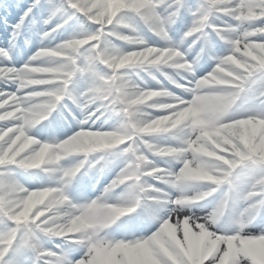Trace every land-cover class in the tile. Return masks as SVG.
Wrapping results in <instances>:
<instances>
[{
  "label": "snow or ice",
  "instance_id": "snow-or-ice-1",
  "mask_svg": "<svg viewBox=\"0 0 264 264\" xmlns=\"http://www.w3.org/2000/svg\"><path fill=\"white\" fill-rule=\"evenodd\" d=\"M0 264H264V0H0Z\"/></svg>",
  "mask_w": 264,
  "mask_h": 264
}]
</instances>
